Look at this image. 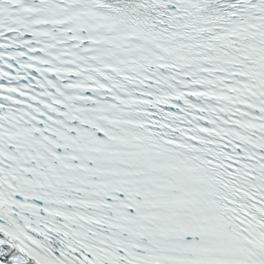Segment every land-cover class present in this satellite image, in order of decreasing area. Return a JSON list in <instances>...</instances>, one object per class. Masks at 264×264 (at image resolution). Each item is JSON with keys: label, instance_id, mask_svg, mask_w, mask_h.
Returning <instances> with one entry per match:
<instances>
[{"label": "snow or ice", "instance_id": "6c2138e0", "mask_svg": "<svg viewBox=\"0 0 264 264\" xmlns=\"http://www.w3.org/2000/svg\"><path fill=\"white\" fill-rule=\"evenodd\" d=\"M0 264H264V0H0Z\"/></svg>", "mask_w": 264, "mask_h": 264}]
</instances>
